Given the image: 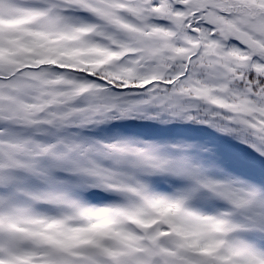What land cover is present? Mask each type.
<instances>
[{
	"label": "snow or ice",
	"instance_id": "1",
	"mask_svg": "<svg viewBox=\"0 0 264 264\" xmlns=\"http://www.w3.org/2000/svg\"><path fill=\"white\" fill-rule=\"evenodd\" d=\"M0 264H264V0H0Z\"/></svg>",
	"mask_w": 264,
	"mask_h": 264
},
{
	"label": "trees",
	"instance_id": "2",
	"mask_svg": "<svg viewBox=\"0 0 264 264\" xmlns=\"http://www.w3.org/2000/svg\"><path fill=\"white\" fill-rule=\"evenodd\" d=\"M142 121H124L126 124H132L134 128H146L148 131L152 133H156V137H150L148 135H135V134H127L138 136L145 140H158L170 142L173 144H177L184 141H207L214 137H219L222 134L215 132V130L207 128L205 125L195 124V123H184V122H174L172 124L162 125L153 121H146L141 123ZM203 129L201 130V127ZM120 131L119 127H114L112 132ZM170 132V134L168 133ZM100 133L99 135H101ZM159 136L161 138H159ZM162 139V140H161ZM230 139V138H228ZM233 143H236L233 141Z\"/></svg>",
	"mask_w": 264,
	"mask_h": 264
},
{
	"label": "rangeland",
	"instance_id": "3",
	"mask_svg": "<svg viewBox=\"0 0 264 264\" xmlns=\"http://www.w3.org/2000/svg\"><path fill=\"white\" fill-rule=\"evenodd\" d=\"M203 129V126L201 127V130ZM141 132H143L144 134L146 133L145 130H140ZM168 133L170 134V132L168 131ZM173 183H177V181L173 182Z\"/></svg>",
	"mask_w": 264,
	"mask_h": 264
}]
</instances>
